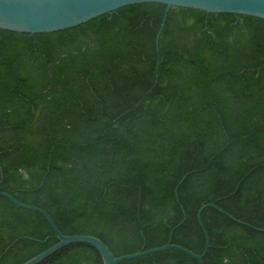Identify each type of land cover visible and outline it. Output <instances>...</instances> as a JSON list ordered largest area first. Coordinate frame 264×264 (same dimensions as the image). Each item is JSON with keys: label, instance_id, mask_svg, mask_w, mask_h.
<instances>
[{"label": "trees", "instance_id": "obj_1", "mask_svg": "<svg viewBox=\"0 0 264 264\" xmlns=\"http://www.w3.org/2000/svg\"><path fill=\"white\" fill-rule=\"evenodd\" d=\"M166 10L0 29V191L115 256L170 240L203 253L198 211L215 203L205 264H264V19L172 7L157 45ZM58 241L42 213L0 196V264ZM40 264L104 262L75 243ZM120 264L200 263L167 250Z\"/></svg>", "mask_w": 264, "mask_h": 264}, {"label": "water", "instance_id": "obj_2", "mask_svg": "<svg viewBox=\"0 0 264 264\" xmlns=\"http://www.w3.org/2000/svg\"><path fill=\"white\" fill-rule=\"evenodd\" d=\"M151 2L167 5L163 23L157 36V45L159 44L160 35L165 27L168 13L172 7H184L215 14L233 13L264 19V0H0V29L29 34L51 33L77 27L99 16L115 12L129 5ZM158 79L159 74L157 75L156 83ZM185 178L182 179L181 183ZM0 196L8 198L20 208L42 213L48 219L59 239L56 244L23 264H40L64 247L75 243H85L95 247L101 254L104 264H120L126 260L167 250L182 251L197 259L200 264H205L204 257L210 248V236L204 226L202 214L209 206L217 207L215 203H207L198 211L199 223L206 236L205 249L201 254L185 246L174 244L170 240L167 244L160 247L115 256L110 247L95 235L64 234L58 227L54 217L46 209L37 205L21 202L11 193L5 191H0ZM177 227L170 233L171 238Z\"/></svg>", "mask_w": 264, "mask_h": 264}]
</instances>
